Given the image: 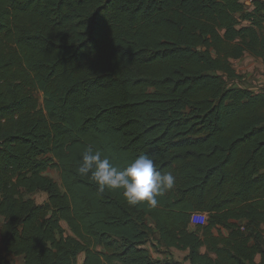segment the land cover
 I'll use <instances>...</instances> for the list:
<instances>
[{"label": "trees", "instance_id": "obj_1", "mask_svg": "<svg viewBox=\"0 0 264 264\" xmlns=\"http://www.w3.org/2000/svg\"><path fill=\"white\" fill-rule=\"evenodd\" d=\"M246 54L264 59L260 0H0V264H175L156 234L190 264H264V88L228 82ZM89 145L175 187L101 194Z\"/></svg>", "mask_w": 264, "mask_h": 264}, {"label": "clouds", "instance_id": "obj_2", "mask_svg": "<svg viewBox=\"0 0 264 264\" xmlns=\"http://www.w3.org/2000/svg\"><path fill=\"white\" fill-rule=\"evenodd\" d=\"M77 172L94 181L101 194L106 189H122L123 196L132 206L145 201L156 206L157 197L172 190L176 183L173 173L161 172L159 165L149 155H140L126 167L120 168L91 145L82 153Z\"/></svg>", "mask_w": 264, "mask_h": 264}, {"label": "rangeland", "instance_id": "obj_3", "mask_svg": "<svg viewBox=\"0 0 264 264\" xmlns=\"http://www.w3.org/2000/svg\"><path fill=\"white\" fill-rule=\"evenodd\" d=\"M234 65L236 69L240 70L241 77L239 79H231L228 80L230 85H242L245 87H250L255 91L261 90L264 88V60L260 58H255L250 54H246L242 59L234 61ZM41 100H43L44 95L42 92L39 93ZM47 174L51 175L55 179L60 182V175L58 169H49ZM27 197L34 198L38 203H43L47 200L48 194L45 191H37L34 193L27 194ZM207 218V214H195L193 216V222L191 229H194L197 223L205 222ZM3 218L0 217V229L2 224ZM64 226L67 229V233L69 234L70 229L68 224L63 221ZM156 236H158L156 234ZM156 236L153 237L151 240L149 247L154 248L153 256L156 254H160L161 258H169L175 262V264H186L184 257L179 256L178 258L175 257V253L173 249H166L165 247L159 245L156 240ZM180 254H184L179 252ZM0 254H5L4 246L2 244V238L0 233ZM84 253H81L78 258V263L82 264L84 259ZM154 256V257H155ZM164 256V257H163ZM11 259L16 264H24V257L23 256H11Z\"/></svg>", "mask_w": 264, "mask_h": 264}, {"label": "crops", "instance_id": "obj_4", "mask_svg": "<svg viewBox=\"0 0 264 264\" xmlns=\"http://www.w3.org/2000/svg\"><path fill=\"white\" fill-rule=\"evenodd\" d=\"M260 1H262V0H260ZM262 2H264V1H262ZM250 55H251V54H250ZM251 56H253V55H251ZM253 57H255V56H253ZM255 58H257V57H255ZM241 59H242V58H241ZM260 59H263V58H260ZM237 60H239V59H237ZM263 60H264V59H263ZM234 61H236V60H233V64H234ZM234 67H235V65H234ZM235 69H236V67H235ZM236 71H237V73L240 74V70H239V69H236ZM172 249L174 250V253H175V257H176V258H178L179 256H182V257H184L186 264H190L189 260L186 259L187 251L179 250V249H176V248H172ZM150 250H151V252L153 253L154 248H151V247H150ZM204 250H205V248H203V251H204ZM179 252H182V253H184V254H180ZM154 256H155V255H154ZM163 257H164V256H163ZM155 258L164 259V258H161V255H160V254H156Z\"/></svg>", "mask_w": 264, "mask_h": 264}, {"label": "built area", "instance_id": "obj_5", "mask_svg": "<svg viewBox=\"0 0 264 264\" xmlns=\"http://www.w3.org/2000/svg\"><path fill=\"white\" fill-rule=\"evenodd\" d=\"M248 10H253L256 0H240ZM264 1V0H262Z\"/></svg>", "mask_w": 264, "mask_h": 264}]
</instances>
